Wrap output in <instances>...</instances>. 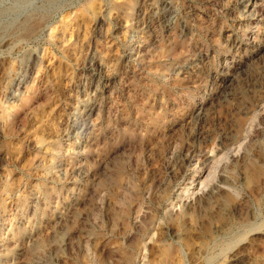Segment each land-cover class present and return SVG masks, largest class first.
Segmentation results:
<instances>
[{
	"label": "rangeland",
	"instance_id": "1",
	"mask_svg": "<svg viewBox=\"0 0 264 264\" xmlns=\"http://www.w3.org/2000/svg\"><path fill=\"white\" fill-rule=\"evenodd\" d=\"M0 264H264V0H0Z\"/></svg>",
	"mask_w": 264,
	"mask_h": 264
},
{
	"label": "bare ground",
	"instance_id": "2",
	"mask_svg": "<svg viewBox=\"0 0 264 264\" xmlns=\"http://www.w3.org/2000/svg\"><path fill=\"white\" fill-rule=\"evenodd\" d=\"M228 244V243H227Z\"/></svg>",
	"mask_w": 264,
	"mask_h": 264
}]
</instances>
